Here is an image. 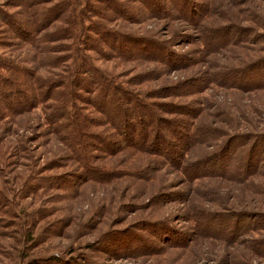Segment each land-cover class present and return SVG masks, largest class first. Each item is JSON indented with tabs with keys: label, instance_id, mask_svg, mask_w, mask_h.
I'll use <instances>...</instances> for the list:
<instances>
[{
	"label": "rangeland",
	"instance_id": "374dc122",
	"mask_svg": "<svg viewBox=\"0 0 264 264\" xmlns=\"http://www.w3.org/2000/svg\"><path fill=\"white\" fill-rule=\"evenodd\" d=\"M192 1L201 16L208 8L204 24L210 27L188 23L168 0L161 2L170 12L160 17L151 13L134 23L109 12L105 24L170 42L193 67L168 70L150 61L89 55L107 73L136 84L148 79L153 89L186 80L181 97L169 100L188 104L200 118L158 113L198 123L210 137L188 152L184 170L140 152L111 159L95 153L94 162L112 164L107 169L118 178L89 182L47 131L41 108L0 128V264H264V0ZM114 3L141 8L134 0H107L99 11ZM41 4L0 0V10L51 6ZM92 9L82 37H93ZM4 22L0 16V32ZM231 25L243 28L241 37L218 53H205V30L227 28L226 39L234 38ZM223 70L242 89L221 87L215 78ZM165 133L175 144L176 135ZM212 154L223 157L224 170L211 169ZM149 162L150 172L135 171ZM190 172L199 179L191 180Z\"/></svg>",
	"mask_w": 264,
	"mask_h": 264
},
{
	"label": "trees",
	"instance_id": "16d2710c",
	"mask_svg": "<svg viewBox=\"0 0 264 264\" xmlns=\"http://www.w3.org/2000/svg\"><path fill=\"white\" fill-rule=\"evenodd\" d=\"M40 1L42 6H51L32 10L22 8L26 10L13 13L0 10V16L5 20L0 32V128L5 130L15 125L17 119H26L41 108L47 131L66 148L72 160L87 174L86 181L89 182L118 178L114 169H107L115 168L112 164L94 162L95 153L111 159L125 151L140 152L162 158L169 166L184 170L185 156L204 142V138L210 137V132L204 131L198 123L166 118L158 111L181 118H200L201 113L188 104L169 100L181 97L178 92L188 82L153 89L148 79L136 84L131 78L107 73L89 55L95 51L109 60L118 57L150 61L168 70L193 67V64H187L191 60L171 48L170 42L160 41L148 33L111 29L105 24L111 18L109 12L118 19L134 23L146 21L153 16L151 13L160 17L161 13L170 12L165 10L168 2L134 0L141 8H123L127 5L114 3V8L99 11L107 0ZM168 1L173 7L177 6L179 16L188 23L202 24V29L211 26L204 24L208 8L204 9L205 16H201L203 13L198 12L192 0ZM90 8L97 11L88 28L93 37L84 35L83 38L84 18ZM230 27L229 32L235 34L234 38L228 36L226 39L224 30L227 28L205 30V53H218L241 37L238 33L243 29L241 26ZM18 50L24 55L20 56ZM148 73L153 75L155 70ZM139 77L143 76L139 74ZM231 79H234L231 72L223 70L215 81L225 89H242L231 84ZM146 83V89L137 88ZM165 132L176 135L175 144ZM211 159V169H225L220 154ZM148 165L151 162L136 167L135 171L150 172ZM195 173L190 172L191 180L199 179Z\"/></svg>",
	"mask_w": 264,
	"mask_h": 264
}]
</instances>
